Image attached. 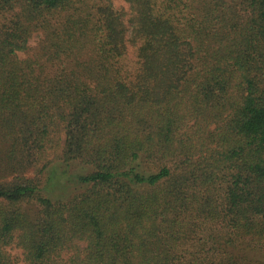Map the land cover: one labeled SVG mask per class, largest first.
Instances as JSON below:
<instances>
[{"label":"trees","instance_id":"trees-1","mask_svg":"<svg viewBox=\"0 0 264 264\" xmlns=\"http://www.w3.org/2000/svg\"><path fill=\"white\" fill-rule=\"evenodd\" d=\"M0 264H264V0H0Z\"/></svg>","mask_w":264,"mask_h":264},{"label":"rangeland","instance_id":"rangeland-1","mask_svg":"<svg viewBox=\"0 0 264 264\" xmlns=\"http://www.w3.org/2000/svg\"><path fill=\"white\" fill-rule=\"evenodd\" d=\"M41 38H42V33L41 32H38V33H35L33 35V37L31 38L30 42H29V45L31 47V52H34L38 46H39V43L41 41ZM30 53L26 52V53H23L21 52V58H25L29 55ZM127 60L129 61L130 63V66L131 67H135L136 66V58L134 56V51H130V55L128 56ZM35 207V206H34ZM13 254H19L20 251L18 249H13L12 250ZM136 260L139 259V255L135 257Z\"/></svg>","mask_w":264,"mask_h":264}]
</instances>
